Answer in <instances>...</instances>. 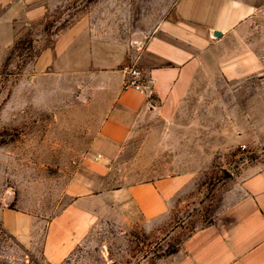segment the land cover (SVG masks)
I'll return each mask as SVG.
<instances>
[{
  "label": "rangeland",
  "instance_id": "rangeland-1",
  "mask_svg": "<svg viewBox=\"0 0 264 264\" xmlns=\"http://www.w3.org/2000/svg\"><path fill=\"white\" fill-rule=\"evenodd\" d=\"M175 1L72 0L47 21L42 45L79 18L100 40L147 37L172 17ZM38 53L34 38L20 42L0 69V264H51L47 243L67 253L58 264H156L217 218L234 178L264 158L263 141L243 137L264 79L227 81L210 59L174 117L151 123L100 169L88 157L93 132L75 128L76 85L66 76L35 82ZM180 177L184 187L155 218L127 193L135 189L148 203L146 186L162 193Z\"/></svg>",
  "mask_w": 264,
  "mask_h": 264
},
{
  "label": "crops",
  "instance_id": "crops-1",
  "mask_svg": "<svg viewBox=\"0 0 264 264\" xmlns=\"http://www.w3.org/2000/svg\"><path fill=\"white\" fill-rule=\"evenodd\" d=\"M70 1L0 0V69L15 45L34 38L39 47L32 63L35 82L66 76L76 85L71 114L76 129L93 132L88 157L100 169L142 138L151 123L171 120L210 59L227 81L264 79V0H176L172 17L157 23L149 36L125 41L103 33L100 40L87 19L79 18L43 46L45 24ZM124 66L140 72L150 97L123 88ZM256 98L257 107L244 119L243 137L264 143L263 88ZM185 179L162 193L156 185L146 186L148 203L135 189L127 193L146 216L155 218L170 209L166 200L184 187ZM223 204L217 218L156 264H264V158L240 171L225 190ZM53 231L54 222L51 235ZM48 247L49 263L66 257L61 245L55 252Z\"/></svg>",
  "mask_w": 264,
  "mask_h": 264
},
{
  "label": "built area",
  "instance_id": "built-area-1",
  "mask_svg": "<svg viewBox=\"0 0 264 264\" xmlns=\"http://www.w3.org/2000/svg\"><path fill=\"white\" fill-rule=\"evenodd\" d=\"M121 71L124 76V80H123L124 89H134L147 97L151 96V91L145 85V82L140 72L136 68L124 66L121 69Z\"/></svg>",
  "mask_w": 264,
  "mask_h": 264
},
{
  "label": "water",
  "instance_id": "water-1",
  "mask_svg": "<svg viewBox=\"0 0 264 264\" xmlns=\"http://www.w3.org/2000/svg\"><path fill=\"white\" fill-rule=\"evenodd\" d=\"M213 35H214L215 37H218V36H220V33H218V32H214Z\"/></svg>",
  "mask_w": 264,
  "mask_h": 264
}]
</instances>
